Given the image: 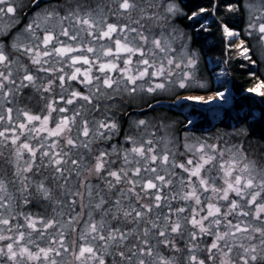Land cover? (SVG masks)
I'll return each instance as SVG.
<instances>
[{"label":"rangeland","instance_id":"1","mask_svg":"<svg viewBox=\"0 0 264 264\" xmlns=\"http://www.w3.org/2000/svg\"><path fill=\"white\" fill-rule=\"evenodd\" d=\"M38 1L45 3L22 22L21 0H0V86L17 76L22 56L44 67L60 56L65 76L82 61L78 74L88 89L71 96L66 114L86 133L73 137L78 147L68 149V165L58 152L53 158L49 145L70 133L49 122L37 125L28 150L27 118L0 91V264H264V177L243 149L178 132L200 117L171 118L162 108L128 109V133L120 138L114 129L116 112L149 95H171L157 103L209 119L232 105L223 57L207 58V65L220 64L208 69L221 89L191 91L209 80L200 78L206 74L198 68L200 54L175 21L184 14L177 1ZM244 8L243 33L264 60V3L245 0ZM220 34L227 51L248 57L237 31ZM210 93L222 100L173 103ZM59 111L47 119L55 121Z\"/></svg>","mask_w":264,"mask_h":264},{"label":"trees","instance_id":"2","mask_svg":"<svg viewBox=\"0 0 264 264\" xmlns=\"http://www.w3.org/2000/svg\"><path fill=\"white\" fill-rule=\"evenodd\" d=\"M31 1L21 0L22 6L19 5L20 10L18 13L26 11ZM175 1H177L184 12L182 16L175 18V21L188 31L191 46L198 50L200 54L198 68L206 72L200 78L209 80V84L205 89H194L191 91L207 93L221 89V86L212 80L211 72L207 66V58L214 60L215 58L223 57L226 60L225 65L232 91V105L224 109L222 114L215 120L206 117L205 113L192 109L189 112L180 114L170 109H164L168 113L167 116L172 118V116L179 115V118H184L185 120L193 115L202 117L201 120L192 125L189 133L192 132L204 141L208 140L211 143L216 140V144L218 143L220 147L230 146L235 149H243L245 156L250 158L253 169L259 172V176L264 177V60H261L263 58H259L252 50V38L245 36L243 33L246 24L245 0ZM262 1L264 3V0ZM200 8L206 10L207 16L212 12L214 15L213 20L207 26L209 28L207 32L196 29L197 22L186 21L188 14ZM221 25L241 32V37L246 40L249 49L248 55L250 58L248 60L243 59L234 47L229 48L224 54L225 47L220 34ZM252 61L253 63H251ZM217 67L215 66L214 69ZM259 85V93L253 95L250 91ZM246 90L250 93H245ZM163 97L161 94H154L145 97L139 103H128L125 108L116 112V118L125 124L126 119L123 116L128 109H141L159 99L172 98L171 95ZM254 111H257L258 115L254 116ZM185 120H180V125H183ZM178 129V132L185 130L183 127Z\"/></svg>","mask_w":264,"mask_h":264},{"label":"flooded vegetation","instance_id":"3","mask_svg":"<svg viewBox=\"0 0 264 264\" xmlns=\"http://www.w3.org/2000/svg\"><path fill=\"white\" fill-rule=\"evenodd\" d=\"M34 10L35 9L33 8L30 9V11ZM27 61V57H21L20 68L17 72V76L13 78L10 83L7 82V80L6 82H2L0 91L5 92V98L14 101L15 107L21 112L20 119L27 118L24 126L26 128L25 135L22 136V141L26 142L24 144H27L28 150H30L31 145L34 143L35 130L39 124H46V122H49V128L51 129L59 127L69 131L70 136H54V139L49 145L50 153H53V158H56V153L58 152L57 154L60 158H62V160H64V164H67L68 149L72 147V145L73 148L78 147V143L73 137L78 134L86 133L84 131V127H81L77 123L68 120V115L66 114L69 108L68 104H70L73 100L71 96L74 95L76 97L79 94H84V90L88 89L87 86L84 87V80H81L79 78L80 73L78 74L79 71L81 72L84 63L82 61L76 60V71L71 76H65V69L67 67L62 66V60L60 56H58V62H56L58 64H54V66L48 64L46 67H44L42 64H33L31 60L29 62L32 64H28ZM23 71H27L28 76H23ZM9 84L11 85L10 88ZM95 90L96 88L92 91L94 92ZM67 93L71 94L67 95ZM91 101L96 102L94 100ZM75 103L76 101L74 102V105ZM93 105L95 106V109H98L97 103H93ZM80 107V105H77V108ZM58 108L60 109L59 113L61 114L54 117L55 121L48 120L47 114L57 113ZM130 111L138 112V109H129V112ZM21 124L22 121L19 120L18 125L20 126ZM13 132H16L15 128H13ZM126 132L128 133L127 130H120L118 131V135H120L121 138L122 135H126ZM120 138L115 137V140L119 142ZM17 140L20 141V139ZM68 144H70V146ZM24 157L26 158L28 155L24 154ZM92 158H94V154H92ZM92 160L93 159H91V161ZM47 166L51 169L52 160ZM55 166L57 169L60 168V165L55 164ZM34 167L35 162L33 161L32 168ZM109 218L111 217H107V219Z\"/></svg>","mask_w":264,"mask_h":264},{"label":"bare ground","instance_id":"4","mask_svg":"<svg viewBox=\"0 0 264 264\" xmlns=\"http://www.w3.org/2000/svg\"><path fill=\"white\" fill-rule=\"evenodd\" d=\"M221 96L218 94H207L205 96L201 95H192V94H185L178 97V99L173 102L174 105L182 106L183 108H187L191 104H206L209 105L211 103H216L217 101H221ZM222 103L226 104L222 101Z\"/></svg>","mask_w":264,"mask_h":264},{"label":"water","instance_id":"5","mask_svg":"<svg viewBox=\"0 0 264 264\" xmlns=\"http://www.w3.org/2000/svg\"><path fill=\"white\" fill-rule=\"evenodd\" d=\"M156 106L166 107V104L164 102H159L155 104Z\"/></svg>","mask_w":264,"mask_h":264}]
</instances>
